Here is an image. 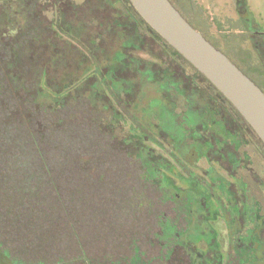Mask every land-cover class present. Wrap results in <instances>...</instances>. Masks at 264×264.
Returning a JSON list of instances; mask_svg holds the SVG:
<instances>
[{"label":"flooded vegetation","instance_id":"1","mask_svg":"<svg viewBox=\"0 0 264 264\" xmlns=\"http://www.w3.org/2000/svg\"><path fill=\"white\" fill-rule=\"evenodd\" d=\"M72 1L39 0L37 8L40 11L42 2L58 11L69 27L81 19L90 22H84L82 34L65 37L64 52L69 59L78 48L84 55L80 88L87 108L100 137L113 139L114 150L128 157L127 165L136 173L135 179L127 181L128 187L115 181L114 200L129 192L119 210L123 219H117L111 229V246L119 252L113 259L104 255L99 264H264L263 141L199 70L171 50L169 43L158 44L153 36L144 35L135 60L157 70L149 60L159 47L158 53L169 60L160 57L169 81L136 82L140 78L128 63L123 76L133 81L121 82L123 37L103 32L110 24L115 26L119 2L96 0L90 5L80 0L86 1L88 11L76 13ZM173 1L187 21L186 16L201 18L192 3ZM241 14L240 18L248 19L246 12ZM253 39L264 58L263 41ZM35 55L41 57V51L35 49ZM171 62L182 73L169 66ZM238 63L256 84L254 71L264 81L262 69L251 61L240 57ZM129 168L126 173L132 171ZM0 263L15 264L1 248Z\"/></svg>","mask_w":264,"mask_h":264},{"label":"trees","instance_id":"2","mask_svg":"<svg viewBox=\"0 0 264 264\" xmlns=\"http://www.w3.org/2000/svg\"><path fill=\"white\" fill-rule=\"evenodd\" d=\"M38 2L0 0V248L15 264H99L104 255L108 259L118 256L119 250L111 246V229L117 219H123L118 217L119 210L124 201L127 203L129 192H121L124 197L118 201L112 198L117 178L106 172L103 154L114 151L117 144L113 139L100 138L98 124L84 100L80 88L84 55L79 48L72 59L64 52L65 37L82 34V25L90 22L81 19L69 27L62 16L58 17L59 12L52 10V17L44 20L36 8ZM115 2H119L120 16L113 17L115 26L110 24L103 32L123 37L120 81H133L123 76L128 63L133 75L140 78L136 82L169 81L171 76L165 71L151 70L135 60L143 49L144 35L155 37L158 44L168 42L130 0ZM73 5L76 13L88 11L86 3ZM35 49L41 51V57L37 58ZM157 59L151 56V66L163 67L155 63ZM71 123L82 124L98 138L101 154L89 156L80 145L69 143L66 131ZM69 172L83 183L88 180L89 190L81 182L73 185L67 178ZM104 178L105 201L100 199Z\"/></svg>","mask_w":264,"mask_h":264},{"label":"rangeland","instance_id":"3","mask_svg":"<svg viewBox=\"0 0 264 264\" xmlns=\"http://www.w3.org/2000/svg\"><path fill=\"white\" fill-rule=\"evenodd\" d=\"M41 1L43 2V0ZM87 1H89L91 5L96 0ZM42 2L41 4H39V12L41 16L43 15L42 18L44 20H49L53 14L50 12V8L42 6ZM72 2L79 5L86 1L73 0ZM192 4V6L200 12L199 14L201 18L195 17L194 19H190L188 16L186 17L189 19V21H191L190 24L196 30H198L207 40L209 39L210 43L213 44L217 49L222 51L236 66L239 65L242 70H244V68L240 63H238L240 61V57L241 59L249 60V62L251 61L254 66L262 69V72L264 73V58L259 55V53L254 47V43L252 42V39L255 38L259 41L262 40L264 43V0H192ZM245 12L249 16L248 19L240 18V16L242 15L241 13H243L244 16ZM206 19H208V24L205 23ZM227 20H229V23L227 22ZM207 34H209V36ZM210 36H212L213 39L210 38ZM149 41L151 42V40ZM149 45L153 50L152 45L150 43ZM154 50L156 52V56H158V59H160L161 57L166 63L169 61L164 53H158L161 52V49L159 47H156V49L154 48ZM160 61L162 60H155V63L163 64V66L166 65ZM171 64L172 62L169 64V66L176 70L177 73H182V69L180 67H176V65ZM156 68L159 71L160 69H162L161 66H157ZM254 73L253 74L255 76H253V79L257 82L262 91H264L263 79H259L255 71ZM78 74L81 77L80 72ZM91 78L93 79V77ZM92 79H90V81H94V79ZM71 124L68 130L66 131L69 143L71 145L73 143L77 146L80 145L81 147H83V149H86L87 154L89 156L91 153L96 155H98V153L101 154V146L98 143V138L96 139L94 134H92L89 129L84 127L82 124ZM117 140L119 141V138H117ZM99 141L102 144V139H99ZM109 153H111V155L106 157L105 155ZM109 153L103 154V160L105 162L104 166H106L105 168L107 169L106 172H112L110 175L115 176L117 178L116 183L120 181L119 184H121V186L124 185L125 187H128L127 184L129 183L127 181L130 179H135L136 177V173L133 172L134 169H132L131 167L129 168V165H127L129 160L127 159L126 155H124L121 151L114 150ZM124 165H127V167L124 168ZM66 166L69 167L70 165ZM126 168L132 169V171H127L126 173ZM68 177L71 179L73 185H78V183L81 182V185H84L85 188L89 190L88 180L83 183L82 181H79V179L75 176V174H72V172H69L67 178ZM101 187L102 195L100 199H104L105 201L106 197L108 196H105L107 181H102ZM95 192L96 188H94V193ZM99 214H101V211Z\"/></svg>","mask_w":264,"mask_h":264},{"label":"water","instance_id":"4","mask_svg":"<svg viewBox=\"0 0 264 264\" xmlns=\"http://www.w3.org/2000/svg\"><path fill=\"white\" fill-rule=\"evenodd\" d=\"M144 20L241 113L264 143V92L210 43L170 0H130Z\"/></svg>","mask_w":264,"mask_h":264}]
</instances>
